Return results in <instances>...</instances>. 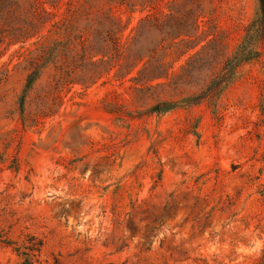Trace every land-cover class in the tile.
I'll return each mask as SVG.
<instances>
[{"label": "rangeland", "instance_id": "1", "mask_svg": "<svg viewBox=\"0 0 264 264\" xmlns=\"http://www.w3.org/2000/svg\"><path fill=\"white\" fill-rule=\"evenodd\" d=\"M185 2L198 4L197 36L165 50L167 79L132 81L139 66L127 75L122 58L94 84L56 89L48 67L22 113L39 44L9 45L0 25V264H264L263 57L239 68L216 117L207 101L186 105L238 48L256 0L93 5L119 19L125 48L140 18ZM66 3L40 42L63 40L51 24ZM195 52L201 68L187 65ZM162 102L174 108L152 112Z\"/></svg>", "mask_w": 264, "mask_h": 264}, {"label": "trees", "instance_id": "2", "mask_svg": "<svg viewBox=\"0 0 264 264\" xmlns=\"http://www.w3.org/2000/svg\"><path fill=\"white\" fill-rule=\"evenodd\" d=\"M60 1L0 0V25L7 28L5 31L11 36L8 44L25 43L33 38L36 39L34 43L39 44L38 54L26 61L28 73L18 99L20 113L23 112L26 95L48 67L54 71L56 89L72 84L84 85L86 81L94 84L103 74H108L122 58L126 61L124 67L127 68V75L139 66L136 68L137 76L131 77L132 81L144 80L146 83L167 79L171 66L167 67L163 62L165 50L176 41L189 43L197 36V2L190 6H187V2L180 4L160 17L147 14L140 18L132 30L131 44L123 48L120 35L124 26L109 8L94 9L95 0H77L79 7L73 6V0H66V4L72 6L71 10L67 8L64 13L68 14L67 18L63 22L53 21L51 24L53 29L59 28L58 23L64 27L63 40L40 42L43 37L41 30L56 15L53 9L57 8ZM159 1L153 0L155 6L152 8L157 7ZM256 2L255 17L246 27L238 48L232 55L224 58L218 72L211 75L204 89L189 99L186 105L207 101L216 117L215 99L235 79L239 68L259 60L260 57L264 59V0ZM19 22L23 26H17ZM195 46L196 44L189 49ZM197 55L198 52H195L189 57L188 67L190 63L197 65L196 68L202 67L204 59ZM173 108V103L162 102L154 105L152 112L163 113Z\"/></svg>", "mask_w": 264, "mask_h": 264}]
</instances>
